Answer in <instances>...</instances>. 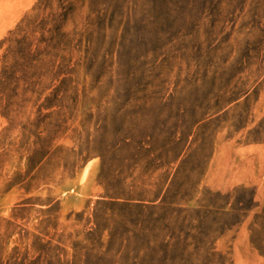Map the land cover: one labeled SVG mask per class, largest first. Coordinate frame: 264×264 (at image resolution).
<instances>
[{
    "label": "rangeland",
    "instance_id": "obj_1",
    "mask_svg": "<svg viewBox=\"0 0 264 264\" xmlns=\"http://www.w3.org/2000/svg\"><path fill=\"white\" fill-rule=\"evenodd\" d=\"M40 1L0 0V66L14 39L33 37L30 20L48 30L62 14L63 34L42 55L50 63L34 76L37 93L0 113V264H120L121 239L157 215L148 199L108 195L163 173L177 211L155 233L199 231L213 254L203 264H264V51L251 33L254 1L204 0L178 15L155 0L134 17L112 15L109 0ZM36 148L41 162L28 173ZM164 148L169 158L156 160ZM185 209L207 212L200 230L192 213L185 228L174 225Z\"/></svg>",
    "mask_w": 264,
    "mask_h": 264
},
{
    "label": "trees",
    "instance_id": "obj_2",
    "mask_svg": "<svg viewBox=\"0 0 264 264\" xmlns=\"http://www.w3.org/2000/svg\"><path fill=\"white\" fill-rule=\"evenodd\" d=\"M45 1V2H44ZM204 0H163L167 4L168 13H179L176 9L182 11L186 8L192 7L196 2H203ZM254 4L248 13L253 22L251 26V33L255 39L258 49L264 51V0H253ZM50 0H43L39 3L44 5L49 3ZM112 15H125L134 17L136 15L146 16L151 11L155 10L157 3L155 0H109ZM61 4V3H59ZM41 5V4H40ZM60 8L61 5H59ZM40 8H38L39 10ZM179 15V14H178ZM62 14L55 16L52 15L53 25L51 29L46 30L48 25L46 20H40L39 23L36 19L30 20L27 23L29 31L33 36L31 39L27 36H23L20 39H14L13 45L9 46L6 54L3 56V65L0 66V113L3 116H8L9 108L13 106L14 99L19 98L21 101H25L26 94H35L37 91L35 87L39 84L37 81H33L34 76L37 78L42 75L41 71L50 62H46L42 55L46 49L56 50L59 47L63 34L61 33ZM45 32H49V37L44 36ZM36 33L39 36L36 37ZM43 47V52L41 51ZM34 48V49H32ZM10 62L8 64V60ZM263 59L261 60V62ZM53 65V64H52ZM19 76L16 77V74ZM58 77V74L53 73L52 79ZM51 79V80H52ZM20 89V92L18 90ZM40 95V93H39ZM2 104V105H1ZM41 149H33L31 155L28 157V173L39 166L41 159L38 158L41 153ZM171 150L164 148L163 151L158 154L156 160H160L162 157L169 158ZM181 149L178 152V156L182 154ZM174 156V155H173ZM176 158V157H175ZM174 161L177 159H173ZM172 160V161H173ZM153 161V160H152ZM170 161L165 162L169 164ZM107 159L101 156V167H105ZM163 165H156L155 170L161 168ZM174 185L173 179L170 180L167 173L160 174L154 180L146 181L140 180V183H132L126 189L122 186L116 187L117 193H111L108 195L110 199H148L151 205L148 209L156 212V218L153 220L152 228L145 226L135 227V231H131L130 235L121 239V251H120V264H203L213 257V254L209 252L208 247L201 241L197 240L198 231L195 235L185 234L173 235L167 233L161 236V232L155 233L156 223L159 221H165L166 228L171 225V218L173 213L177 210L172 207L173 201H170L169 197L172 195V188ZM115 190V189H112ZM182 200V199H181ZM184 212V218L178 223V214L174 217V225L185 228L184 221L187 218V213H192L194 219L199 220L198 230L201 229L203 223V217L207 215L206 211L196 209L179 210L178 213ZM191 217V216H190ZM97 215L94 214V221ZM97 226V224H96ZM114 232L110 233V239L108 243H112ZM192 238L193 242L187 243L188 237ZM114 237V238H113ZM192 249L189 251V249ZM260 251V249H259ZM260 253H262L260 251Z\"/></svg>",
    "mask_w": 264,
    "mask_h": 264
}]
</instances>
